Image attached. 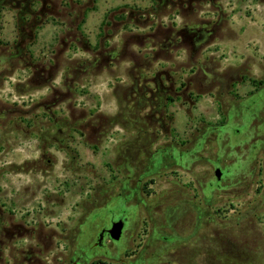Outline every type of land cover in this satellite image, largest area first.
Masks as SVG:
<instances>
[{
	"label": "rangeland",
	"instance_id": "374dc122",
	"mask_svg": "<svg viewBox=\"0 0 264 264\" xmlns=\"http://www.w3.org/2000/svg\"><path fill=\"white\" fill-rule=\"evenodd\" d=\"M30 256L264 264V0H0V264Z\"/></svg>",
	"mask_w": 264,
	"mask_h": 264
},
{
	"label": "flooded vegetation",
	"instance_id": "af4514ba",
	"mask_svg": "<svg viewBox=\"0 0 264 264\" xmlns=\"http://www.w3.org/2000/svg\"><path fill=\"white\" fill-rule=\"evenodd\" d=\"M216 182H217V186H219L220 181L216 180ZM110 214L112 215V218H113L114 215H113L112 211H110ZM125 215H126L125 213H122V215L119 216L117 219H111L109 222V226H104L101 229H99V231L97 232V235L95 237V240L93 242V246L95 248H99V249L103 250L105 247V242H108V243L114 242L110 239V235L108 233V230L111 228L112 224L118 220H124V222H125L124 232H123L122 237L120 239V241H122V239L124 237L125 230H126V225H127V219H126ZM120 241H118V242H120ZM83 255H84V252H83ZM24 258H25V256H24ZM82 263H83V261L81 260V257H77V261L74 264H82ZM21 264H37L36 263V256H34V257L30 256V258L27 260V262H23Z\"/></svg>",
	"mask_w": 264,
	"mask_h": 264
},
{
	"label": "water",
	"instance_id": "95a60500",
	"mask_svg": "<svg viewBox=\"0 0 264 264\" xmlns=\"http://www.w3.org/2000/svg\"><path fill=\"white\" fill-rule=\"evenodd\" d=\"M221 171L219 168H217L215 170V177L217 181H220L221 179ZM124 228H125V222L124 220H118L116 222H114L111 226V228L108 230V233L110 235V239L114 242H118L120 241L122 234L124 232Z\"/></svg>",
	"mask_w": 264,
	"mask_h": 264
}]
</instances>
